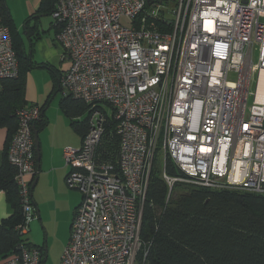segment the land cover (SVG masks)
<instances>
[{
	"label": "built area",
	"instance_id": "obj_1",
	"mask_svg": "<svg viewBox=\"0 0 264 264\" xmlns=\"http://www.w3.org/2000/svg\"><path fill=\"white\" fill-rule=\"evenodd\" d=\"M51 16L67 63L59 88L93 110L81 146L63 150L65 182L82 198L59 264L145 263L142 207L156 155L166 200L175 182L264 195V0H55ZM18 70L0 22V83ZM102 102L104 112L94 108ZM40 113L36 104L16 111L6 150L23 236L35 215L32 128ZM107 116L119 139L114 161L98 151ZM168 160L179 174L167 173ZM41 259L38 247H20L2 264Z\"/></svg>",
	"mask_w": 264,
	"mask_h": 264
},
{
	"label": "trees",
	"instance_id": "obj_2",
	"mask_svg": "<svg viewBox=\"0 0 264 264\" xmlns=\"http://www.w3.org/2000/svg\"><path fill=\"white\" fill-rule=\"evenodd\" d=\"M54 1L41 0L38 10L51 14ZM30 21H34L33 26H30ZM0 22L10 30L19 68L17 77L5 78L0 83V127L7 130V150L18 125L16 111L30 104L25 100L24 88L26 73L32 68V62L24 50V41L15 28L5 0H0ZM54 27L57 33L59 26ZM23 29L31 41L30 37L37 32L36 17H28ZM53 83V90L40 107L41 114L35 127L42 124V110L50 96L60 90L59 74L53 76ZM108 106L102 102L94 108H101L104 112ZM59 107L83 139L89 129L92 105L70 95H62ZM83 113L86 117L77 120ZM118 141L115 121L107 116L98 148L101 156L114 161ZM161 168L156 155L142 207L140 237L149 241L144 264H264V195L238 190L215 191L175 182L172 187L174 193L171 192L166 200L167 188ZM167 173H180L170 160ZM14 174L15 169L6 157L0 165V189L7 195L11 214L0 223L1 256L17 252L20 247L34 246L17 229L24 217ZM179 188L182 191L176 194ZM139 254L141 258L142 252Z\"/></svg>",
	"mask_w": 264,
	"mask_h": 264
},
{
	"label": "crops",
	"instance_id": "obj_3",
	"mask_svg": "<svg viewBox=\"0 0 264 264\" xmlns=\"http://www.w3.org/2000/svg\"><path fill=\"white\" fill-rule=\"evenodd\" d=\"M38 2L39 0H27V2H25L29 14L34 11ZM25 33L26 32H24L23 29V34ZM54 34L56 33L54 32ZM46 45L47 44L44 43L43 46H40V50H39L40 55L43 58H53L54 59L53 61L55 63L57 59L55 58L54 54L57 53L55 50L54 53H52V51L49 50ZM24 50L28 52V48H25V44H24ZM62 51L63 50L61 47L60 55ZM30 54L31 51H29V55ZM61 63L63 64V68H65L67 63L64 61H61ZM28 72H30V70ZM53 85H54L53 82L52 83L49 82L43 87L42 90H45L47 94L51 88L53 90ZM38 90H39V85L36 82V79L34 83L31 78L27 79L26 77L25 88H24L25 100L30 104H36L39 107H41L45 102H43L44 99L43 100L40 99L39 95L37 94ZM59 97H62V95L61 94L56 95L55 97H53L54 100L52 101L49 100V102L44 106L42 110L43 111L42 124L37 125L35 127L38 138V146L35 145V157H34L36 173L33 175L32 186L30 191L31 201L34 207L35 215L32 218V220H30L28 223V232L25 235V237L32 245L40 249L42 254V259L40 264L60 263V257L63 248L70 236V226L74 215V211L76 207L79 205L82 198V195H80L79 191L77 190L74 191L75 189L72 190L69 189L61 178L62 174L65 173L66 175V168H63L61 165L62 151L55 154V159L52 161V164L48 166H45L44 164V154L42 151L43 138H44L43 135L45 130L50 125L47 119H49L48 117H51V115H58V116L65 115L62 111H60V108H58V105H56L55 103V99ZM80 119H81L80 117L77 118V120ZM6 146H7V130L4 127H0V165L4 161H6V156H5ZM50 175L53 177H46ZM41 178H43L42 182H41ZM48 178H51L49 180L51 183V191L45 190L42 187L43 183ZM58 180H60L61 182V191H59L60 187H56L55 184H53L56 183ZM41 187L43 189H41ZM10 214H11V208L8 202L7 195L3 190L0 189V223L3 220L7 219ZM10 254L6 256L0 255V264H2L4 259L8 257Z\"/></svg>",
	"mask_w": 264,
	"mask_h": 264
},
{
	"label": "rangeland",
	"instance_id": "obj_4",
	"mask_svg": "<svg viewBox=\"0 0 264 264\" xmlns=\"http://www.w3.org/2000/svg\"><path fill=\"white\" fill-rule=\"evenodd\" d=\"M8 9L10 10V13L12 15L13 23L15 25V28L17 32L20 34L21 38L24 41L25 48H28V52L26 51V54L29 51H31L30 54V59L32 62V69L30 68V72L27 73V79L31 78L33 82H36L39 85V90H38V95L40 99H44L43 102H45L50 94V91L52 88L49 90V92L46 94L45 90H42L43 87L48 84L49 82H53V76L56 74V76L59 74V78L61 76V72L64 69L63 64L60 61V51H61V46L59 44V41L56 38L55 32V27H54V21L49 13H43L39 11V6L41 3V0H39L37 6L35 7L34 11L29 14L28 9L26 7L25 2L27 0H5ZM54 6H55V1H54ZM30 16L36 17V24H37V32H34V34L30 37L31 41L28 40V37L25 34H23V27L26 19ZM38 16V17H37ZM121 23L124 25H130L129 22L125 18H121ZM30 26H33L34 21H30ZM47 44L46 46L48 47L49 50L54 53V50L56 51L57 54L55 55V58L57 59L56 62L54 63L53 58H43L40 55V46H43L44 43ZM50 45V46H49ZM257 52L256 50L254 51L253 57L254 59L256 58ZM66 62V61H64ZM28 70V71H29ZM30 73V74H29ZM18 76V75H17ZM16 76V77H17ZM230 78H232V75H230ZM254 80V77H253ZM252 80V83H253ZM250 91H252V87L250 88ZM63 95L61 90H59V93L56 92L54 96H50V101L54 100L53 97L56 95ZM72 97V96H71ZM53 98V99H52ZM60 98L55 99L56 105L59 107V101ZM73 98V97H72ZM249 102L251 101V95L248 96ZM99 111L103 112L101 108H96ZM61 111V109H60ZM106 111V110H105ZM41 114V113H40ZM86 117V113H83L80 118L84 119ZM47 121L50 123L49 127L45 130L44 135H43V154H44V164L45 166H48L52 164V161L55 159V154L59 153L62 151V160H61V165L63 168H66V173L68 172L69 168L65 164V160L63 158V150L66 147H72V148H79L81 146V143L83 139L80 138V136L72 129L70 126L69 118L66 115H51V117H48ZM34 130L35 125H33L32 131H33V140H34ZM35 141H34V151H35ZM152 168V167H151ZM162 169V168H161ZM151 171V170H150ZM160 171V169H159ZM35 173H36V168H35ZM54 175V173H53ZM65 173L61 175V178L65 185L67 186L65 182ZM46 177H53V176H46ZM58 177V176H56ZM51 178H48L45 180L43 183L42 187L45 190H50L51 191V183L50 180ZM43 181V178H41V182ZM55 184L56 187H60L59 191H61V182L58 180ZM52 184V186H53ZM41 187V189H43ZM68 187V186H67ZM69 188V187H68ZM167 188V187H166ZM70 189V188H69ZM72 190V189H71ZM76 191V190H74ZM168 191V190H166ZM182 189H177V193H181ZM172 192V191H171ZM80 193V192H79ZM174 193V191L172 192ZM51 194V192H50ZM81 195V193H80ZM75 213V211H74ZM74 216V215H73ZM73 219V218H72ZM71 227V226H70ZM144 241V240H143ZM148 249L149 248V241H144V247L143 249ZM141 254L138 255L140 257Z\"/></svg>",
	"mask_w": 264,
	"mask_h": 264
},
{
	"label": "water",
	"instance_id": "obj_5",
	"mask_svg": "<svg viewBox=\"0 0 264 264\" xmlns=\"http://www.w3.org/2000/svg\"><path fill=\"white\" fill-rule=\"evenodd\" d=\"M263 128H264V123H263ZM34 141H35L36 146H38V138H37V133L35 130H34ZM31 186H32V184H31Z\"/></svg>",
	"mask_w": 264,
	"mask_h": 264
}]
</instances>
